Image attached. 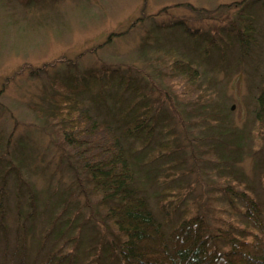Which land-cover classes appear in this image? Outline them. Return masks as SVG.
I'll list each match as a JSON object with an SVG mask.
<instances>
[{"label": "rangeland", "instance_id": "obj_1", "mask_svg": "<svg viewBox=\"0 0 264 264\" xmlns=\"http://www.w3.org/2000/svg\"><path fill=\"white\" fill-rule=\"evenodd\" d=\"M239 1L0 0V186L4 187L0 214L6 224L5 231L0 229V264H84L93 258L86 247L96 242L97 213L91 215L78 192L69 165L73 159L61 156L55 135L32 107L47 105L44 93L51 92L53 81L70 69L108 65L130 70L146 85L150 97L161 99L171 112L179 132L178 156L146 162L154 147L162 144L165 132H156L148 154L129 139L122 141L137 161L156 217H160L161 181L152 182L149 170L161 177L178 169L181 173L168 186H187V196L199 204L208 191L219 200L216 190L223 183L239 181L252 186L264 206V127L259 130L254 119L256 94L264 77V5L260 2L264 0L254 1L249 8L254 18L251 42L241 48L235 39L223 38L205 48L216 32L237 25L241 5L234 4ZM175 21L177 25H167ZM220 48H224L223 59ZM172 53L198 68L190 100H166L164 91L177 96L188 95L181 87L190 91L189 84L180 86L157 69L159 61ZM85 99L91 104L88 94ZM106 105L113 106L114 98L108 97ZM105 109L94 112L106 119ZM16 167L35 187L38 213L34 217H26L27 192L24 185L18 189ZM54 203L59 218L50 227ZM67 218L73 223L64 229ZM74 236L76 247L71 243Z\"/></svg>", "mask_w": 264, "mask_h": 264}, {"label": "trees", "instance_id": "obj_2", "mask_svg": "<svg viewBox=\"0 0 264 264\" xmlns=\"http://www.w3.org/2000/svg\"><path fill=\"white\" fill-rule=\"evenodd\" d=\"M254 1L258 0L236 2L234 5H241L237 25L216 32V38L208 41L205 48L213 40L218 39L215 41L218 43L223 38L235 39L241 48L251 42L254 18L249 8ZM260 2L264 5V1ZM177 24L175 21L167 25ZM220 51L223 59L224 48ZM157 69L180 86L189 84L190 91L180 89L188 95L173 93V96L164 91L166 100L194 97L191 90L197 85L198 68L193 62L172 53L159 61ZM173 89L177 91V87ZM87 94L92 98L91 104L85 99ZM44 96L47 105L37 103L32 107L55 135L61 156L73 159L74 165H69L75 171L78 192L84 196L91 215L95 211L100 221L95 229L96 242L86 247L93 258H87L84 264H264V206L250 185L225 182L216 190L221 199L208 191L199 204L187 196V186H168L181 173L178 169L167 170L161 177L159 172L149 170L152 182L161 181L158 191L161 197L157 203L160 217H156L144 193L137 161L130 157L128 146L122 141L127 138L136 143L135 148L144 149L148 154L156 132H165L162 144L154 147L146 162L170 160L178 156L177 150L181 148L179 132L175 131L173 116L163 101L151 98L146 85L139 83L130 70L108 65L70 69L53 81L52 91ZM108 97L114 98L113 106L106 105ZM104 107L109 114L106 119L94 112L104 111ZM254 119L259 130L264 127V77L256 94ZM14 170L18 189L24 185L27 192L26 217H34L38 213L35 187L21 176L18 167ZM3 189L0 186V201ZM57 205H52L54 215L50 227L59 218ZM226 210L229 212L225 213ZM19 217L25 216L19 213ZM3 218L0 214V229L5 231ZM240 218L245 219V224ZM72 223L67 218L64 229ZM80 227L81 223L76 233ZM71 238H75L71 243L76 247L78 237Z\"/></svg>", "mask_w": 264, "mask_h": 264}]
</instances>
